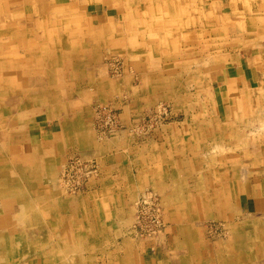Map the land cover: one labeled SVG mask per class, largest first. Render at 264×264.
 Returning <instances> with one entry per match:
<instances>
[{
    "label": "crops",
    "instance_id": "0c3cea01",
    "mask_svg": "<svg viewBox=\"0 0 264 264\" xmlns=\"http://www.w3.org/2000/svg\"><path fill=\"white\" fill-rule=\"evenodd\" d=\"M102 1L0 0V91L21 89L2 106L5 154L41 180L49 164L61 172L71 151L99 166L84 193L57 201L44 231L53 245L40 249L72 254L53 264H264V147L249 142L264 124V0ZM113 54L125 61L120 77L102 63ZM31 76L55 86L31 90ZM95 101L120 108L125 129L100 137ZM159 103L172 107L171 120L144 136L134 126ZM146 189L161 196L169 223L157 242L129 235ZM212 220L226 222L225 240L205 236L202 224Z\"/></svg>",
    "mask_w": 264,
    "mask_h": 264
},
{
    "label": "rangeland",
    "instance_id": "374dc122",
    "mask_svg": "<svg viewBox=\"0 0 264 264\" xmlns=\"http://www.w3.org/2000/svg\"><path fill=\"white\" fill-rule=\"evenodd\" d=\"M78 25H80V23ZM77 35H78V37H82V36L86 35L84 33V29H82L80 26L78 28V34ZM83 47L88 48L89 50L91 49V45L89 47L84 45ZM84 52L85 51H82L81 53H84ZM90 55H91V57H93L92 53H90ZM83 56L85 58L78 60V68H77L78 72H80V69H81V71H83L89 63V53H87V55H83ZM110 62H112L113 64ZM124 62L125 61L123 59H121V56L114 55V54L110 55L109 57L106 56L105 59L102 60L103 65H105L108 68L109 76L112 75L111 77H120L122 75L123 70H124L123 69ZM115 68H116V70H115ZM56 69H58V72L60 71V68L56 67L54 70H56ZM79 74L77 75L78 81L79 80L84 81L85 77H82ZM17 77H18L19 81H22L24 79H28L27 77H23L22 75H18ZM51 80L53 81V79H51ZM30 82H31V85H30L31 90L36 89L40 86L45 87L44 85H46V83H44V82L38 83V78L36 76H33V78L31 76ZM36 82H37V84H41V85H37ZM53 86H55V85H53L49 82V85H46L45 88L48 89L49 87L51 88ZM0 88H1V86H0ZM4 88H5V86L3 85V90L0 91V120H4L2 118V116L6 115V109L4 107H2L6 102L5 100L7 98L9 100L12 99L13 98L12 95L18 96V94H21L20 92L19 93L17 92V91H20L21 90L20 89V90L14 91L15 92L14 94H12L10 92L8 95ZM12 88L13 87H11V89ZM14 88H16V87L14 86ZM46 94H47V91H46ZM105 104L109 106V108L112 110L113 114L115 112L116 115L114 114L115 115L114 119H116V121L118 123L116 122L110 128L111 131H108L104 134H101L100 131H102V129L104 127L101 126L102 125L101 123H100L101 125L97 123L98 120H96V117H95L94 127H95V130L97 131V133L100 135V137L102 136L105 138L106 137L109 138V137H112V136L116 135L117 133H119V131L124 130L125 127H124V124L122 123V120H120L121 119L120 118V108L116 107L113 104L104 103L101 101H95V103H94L95 116H96L97 105H105ZM158 107H160V108H158ZM160 110H161V112H160ZM144 114L143 115L146 118H144L141 123L136 125L135 129H138V127H139V129L141 128V130L143 132L141 134L145 135V134L149 133L150 129L153 130L155 128L161 127V125H163L164 123L169 122L171 120L172 115H173V111H172V107L170 105H168V104H161L160 105L159 104V106H157L155 109H151V111L149 110L148 112H145ZM158 114H160V116ZM150 115L155 117L156 119L155 118L151 119ZM142 125H143V127H141ZM116 126H117V128H116ZM144 126H145V128H144ZM3 127H5V126H3ZM122 127H124V128H122ZM256 127H258V130L255 129V131H254L255 138L253 141L252 140L249 141L251 148L264 147V139L257 138L258 136H260V135H257V133H260L261 131L264 130V124H262V123L257 124V126L255 125V128ZM241 128L243 129V131H245L246 127H244V125H243V127L241 126L240 129ZM4 131H5V129L2 130V126L0 124V179H1V181H0V184H1L0 185V210H1L0 211V245L4 247L3 249L0 248V264H53L54 258L59 259V258H61V256H62L61 259L63 260V262H65L64 260H70L72 254L68 251L65 253H62V254L56 253L53 250L54 246L49 247V249L47 251L40 249V247H42V249H44V245H43L44 242L51 243L53 245V237L50 235H45L44 231H46L47 228L50 229L54 224V220L51 219V216L52 217L55 216V207L57 205L56 203H57V201H59L56 199H60L61 197L64 198V195L70 196V195H77L80 193H84L87 190V185H88L90 178L94 177L95 175H97L99 173L98 162L95 159H93V158L91 159L90 157H87L81 153L71 151L65 157L64 163L62 165L63 169L61 168V170H60L61 172H59L58 165H56V164L49 165L48 168H46V170H45L46 173H45V171H43V174L45 176V178L43 177V179L45 180L44 181V180H41V176H42L41 173L36 172V173H33L30 175L29 173H27L23 169L22 164L15 162V160L13 161L10 157H8V155L5 154V152L7 150V146H8L7 143L9 141H7L8 139L5 137ZM243 142L246 145V140H243ZM252 144H253V146H252ZM225 146L223 145V148ZM238 146H240V144ZM239 149H240V147H239ZM72 158L74 160L81 161L83 166H87L89 164L87 167H89L90 170L93 167L94 170H96L95 173L87 178L84 175H82V176L80 175L83 170H78V172L75 170L71 171L70 165L74 161ZM240 158L241 157H239V160H240ZM49 167H50V169H49ZM65 167L66 168L68 167V168L66 169ZM57 171H58V173H57ZM66 173L69 175L67 176ZM70 175H72L74 177L76 175L82 177V180L80 178H77V181H79V184L77 186H74V183H72V181L70 182V177H71ZM10 176H11V178L12 177L13 178L10 179ZM53 178H55L56 180ZM78 179H80V180H78ZM63 181H64V183H63ZM66 181L69 183L67 184ZM55 182H57L56 186H57L58 190L60 188L63 189V190L60 189L61 191L59 190L58 194L56 193V190L54 193L53 188L49 187V186L53 187ZM47 183H49V185H46ZM38 184L39 185L44 184V186L41 188H38L39 190H37L36 187L38 186ZM62 184H64V186ZM30 186H32V187H30ZM45 189H47V190L45 191ZM21 191L23 193H21ZM146 191L152 192L153 189H146L145 191H143V193H141L139 195V197H138L139 200H136V202L134 204V210H133V223H132V227H131V231L129 232V235L132 238H136L135 240H137L139 242H142V241H144V242H152V241L157 242V241H160L161 238H165L166 230L168 229V226H169V223L165 219V209L160 203L161 197L159 195H156V196H157V199L159 201V205L161 207L163 219L165 222V227L162 230L163 232H160L157 234H145V233L141 234V231L139 229L137 230V228H136L137 217L140 215V211L143 208L140 198H141L142 194L146 193ZM20 194H21V196H20ZM56 196L59 198L54 199ZM9 197H11V198H9ZM15 204H17V205H15ZM146 207L148 208V206H146ZM147 208H144V210L148 211L149 208L148 209ZM23 214H25L27 217L25 215L23 217ZM42 217H43V219H42ZM17 219H18V221H17ZM25 219H27V220H25ZM22 222H25V223H22ZM20 224H22V225H20ZM210 224H212V225H210ZM223 224L226 225V222L225 221H215V220H212L211 222L206 221L205 223L202 224V228L205 231V236L210 240H219V239L225 240L229 233L227 232L226 226H224ZM17 225H19V226H17ZM219 225H221V226H219ZM3 228H4V230H3ZM15 233H16V235H15ZM56 242H59V241H57V239H56ZM163 243L162 244L160 243L162 245L161 248H165V245ZM57 248H58V246H57ZM153 248L154 247L150 248L152 252H154ZM96 254L103 261L112 262V261H110L113 259V256L111 253H108V254L105 253V255H102V253L99 252V254L98 253H96ZM46 259H48L47 262L45 261Z\"/></svg>",
    "mask_w": 264,
    "mask_h": 264
},
{
    "label": "built area",
    "instance_id": "2783aa9c",
    "mask_svg": "<svg viewBox=\"0 0 264 264\" xmlns=\"http://www.w3.org/2000/svg\"><path fill=\"white\" fill-rule=\"evenodd\" d=\"M114 116L115 115L112 113L108 105H98L96 107V120H98L97 123H101L102 127H104L102 131H100L101 134L111 131L110 128L117 122L116 119H114ZM70 166L71 171L83 170L81 172V175H84L87 178L94 174L96 171L93 167L90 170L89 167L83 166L82 162L79 160H74ZM70 176V181L74 183V186H77L79 184V181H77L76 179L82 177L77 175L75 177L72 175ZM147 193L146 195L143 194L140 198L143 208L140 211V215L137 217L136 228L140 229L141 233L157 234L162 232L165 227V222L157 196L154 194L149 195ZM146 206H148L149 208L148 211L144 210Z\"/></svg>",
    "mask_w": 264,
    "mask_h": 264
},
{
    "label": "bare ground",
    "instance_id": "6f19581e",
    "mask_svg": "<svg viewBox=\"0 0 264 264\" xmlns=\"http://www.w3.org/2000/svg\"><path fill=\"white\" fill-rule=\"evenodd\" d=\"M15 1V0H14ZM102 1V0H101ZM30 2V1H29ZM43 2V1H42ZM103 2V1H102ZM27 3V2H26ZM25 3V4H26ZM37 3V2H36ZM103 4V3H102ZM107 4V3H106ZM28 7V6H27ZM43 7V6H42ZM23 8V7H22ZM212 8V7H211ZM246 8V7H245ZM19 10V9H18ZM23 10V9H22ZM38 10V9H37ZM27 13V12H26ZM221 14V13H220ZM261 14V13H260ZM259 14V15H260ZM257 15V14H256ZM18 17V16H17ZM23 19V18H22ZM21 19V20H22ZM224 19V18H223ZM2 20V19H1ZM6 20V19H5ZM24 22V21H23ZM26 22V21H25ZM30 22V21H29ZM29 22H28V25H29ZM32 22V21H31ZM245 25V24H244ZM27 27V26H26ZM28 27H30V26H28ZM32 27H33V25H32ZM236 27V26H235ZM119 29V28H118ZM239 29V28H238ZM19 30V29H18ZM21 30V29H20ZM24 30V29H23ZM233 30V29H232ZM110 31H112V30H110ZM241 31V30H240ZM12 32V31H11ZM20 32V31H19ZM61 32V31H60ZM28 33V32H27ZM220 33V32H219ZM254 33V32H253ZM76 35V34H75ZM117 35V34H116ZM233 35V34H232ZM239 35V34H238ZM26 37V36H25ZM28 37V36H27ZM264 37V36H263ZM262 40H264V39H262ZM181 43V42H180ZM15 44V43H14ZM262 45V44H261ZM1 46V45H0ZM84 46V45H83ZM87 46V45H86ZM195 46H197V45H195ZM263 46V45H262ZM67 48H68V46H67ZM66 49V48H65ZM226 49V48H225ZM264 49V48H263ZM75 50V49H74ZM80 51V50H79ZM142 51V50H141ZM246 51V50H245ZM109 52V51H108ZM223 52V51H222ZM264 52V51H263ZM136 54V53H135ZM250 54V53H249ZM254 54V53H253ZM225 55V54H224ZM97 56H98V54H97ZM241 56V55H240ZM2 57V56H1ZM94 58V57H93ZM44 59V58H43ZM116 59V58H115ZM112 60V59H111ZM110 60V61H111ZM120 60V59H119ZM49 61H51V60H49ZM200 61V60H199ZM199 61H197V62H199ZM168 62V61H167ZM109 63V62H108ZM110 63H112V62H110ZM200 63V62H199ZM241 63V62H240ZM113 64V63H112ZM227 64V63H226ZM50 65V64H49ZM109 65V64H108ZM117 65V64H116ZM53 66H55V65H53ZM115 66V65H114ZM213 66V65H212ZM224 66V65H223ZM215 67V66H214ZM229 67V66H228ZM240 67V66H239ZM9 69H10V67H9ZM114 69V68H113ZM241 69V68H240ZM255 69V68H254ZM3 70V69H2ZM6 70V69H5ZM50 70V69H49ZM112 70V69H111ZM115 70H116V68H115ZM122 70V69H121ZM262 71V70H261ZM117 72V71H116ZM223 72V71H222ZM37 73V72H36ZM251 73V72H250ZM35 74V73H34ZM54 74V73H53ZM120 74V73H119ZM136 74V73H135ZM48 75V74H47ZM111 75V74H110ZM117 75V74H116ZM121 75V74H120ZM210 75V74H209ZM112 76V75H111ZM110 76V77H111ZM185 76V75H184ZM33 78V77H32ZM48 78V77H47ZM90 78V77H89ZM187 78V77H186ZM185 78V79H186ZM259 78H261V77H259ZM54 79V78H53ZM179 80V79H178ZM54 81V80H53ZM41 82V81H40ZM78 82V81H77ZM221 82V81H220ZM39 83V82H38ZM79 83V82H78ZM213 83V82H212ZM36 84H37V82H36ZM76 84V83H75ZM37 85H39V84H37ZM168 85V84H167ZM214 85V84H213ZM216 85V84H215ZM221 86V85H220ZM98 88V87H97ZM127 88V87H126ZM166 88V87H165ZM187 89H188V87H187ZM215 89V88H214ZM86 90V89H85ZM99 90V89H98ZM222 90V89H221ZM219 91V90H218ZM48 92V91H47ZM230 92V91H229ZM2 93V92H1ZM220 94V93H219ZM261 97V96H260ZM87 98V97H86ZM83 99H85V98H83ZM220 99V98H219ZM261 99V98H260ZM21 102V101H20ZM19 102V103H20ZM217 102V101H216ZM242 102H244V101H242ZM102 104V103H101ZM111 104V103H110ZM160 104V103H159ZM158 104V105H159ZM50 105V104H49ZM106 105V104H105ZM98 106V105H97ZM36 107V106H35ZM161 107V106H160ZM160 107H158V108H160ZM226 107V106H225ZM57 108V107H56ZM146 108V107H145ZM164 108V107H163ZM236 108V107H235ZM61 109V108H60ZM116 109V108H115ZM162 109V108H161ZM25 110V109H24ZM55 110V109H54ZM145 110V109H144ZM19 111V110H18ZM23 111V110H22ZM112 111V110H111ZM118 111V110H117ZM210 111V110H209ZM49 112H50V110H49ZM55 112V111H54ZM160 112H161V110H160ZM211 112V111H210ZM220 112V111H219ZM14 113V112H13ZM113 113V112H112ZM154 113V112H153ZM114 114H115V112H114ZM116 115V114H115ZM145 115V114H144ZM148 115V114H147ZM154 115V114H153ZM159 116H160V114H158ZM187 115V114H186ZM245 115V114H244ZM50 116V115H49ZM151 116V115H150ZM190 116V115H189ZM8 117V116H7ZM68 117V116H67ZM96 117V116H95ZM227 117V116H226ZM9 118V117H8ZM115 118V117H114ZM143 118V117H142ZM9 120V119H8ZM16 120V119H15ZM118 120V119H117ZM159 120V119H158ZM247 120V119H246ZM245 120V121H246ZM166 121V120H165ZM222 121V120H221ZM234 121V120H233ZM38 122V121H37ZM157 122V121H156ZM230 122V121H229ZM39 123V122H38ZM55 123V122H54ZM64 123V122H63ZM118 123V122H117ZM131 124H132V122H131ZM154 124V123H153ZM243 124H245V123H243ZM9 125V124H8ZM40 125V124H39ZM67 125V124H66ZM101 125V124H100ZM141 125V124H140ZM215 125V124H214ZM228 125V124H227ZM37 126V125H36ZM51 126V125H50ZM69 126V125H68ZM102 126V125H101ZM125 126V125H124ZM149 126V125H148ZM192 126V125H191ZM257 126V125H256ZM52 127V126H51ZM126 127V126H125ZM134 127H136V126H134ZM141 127H143V125L141 126ZM232 127V126H231ZM101 128V127H100ZM116 128H117V126H116ZM122 128H124V127H122ZM139 128V127H138ZM144 128H145V126H144ZM196 128V127H195ZM229 128H230V126H229ZM33 129V128H32ZM120 130V129H119ZM134 130V129H133ZM138 130H140V129H138ZM23 131V130H22ZM29 131H30V129H29ZM264 131V130H263ZM31 133V132H30ZM89 133V132H88ZM30 135V134H29ZM108 135V134H107ZM33 136V135H32ZM48 136V135H47ZM46 136V137H47ZM145 136V135H144ZM8 137V136H7ZM99 137V136H98ZM102 137V136H101ZM230 137V136H229ZM232 137V136H231ZM107 138V137H106ZM43 139V138H42ZM45 139V138H44ZM234 139V138H233ZM31 140V139H30ZM51 140V139H50ZM33 142V141H32ZM31 142V143H32ZM44 143V142H43ZM48 143V142H47ZM65 143V142H64ZM38 144V143H37ZM46 144V143H45ZM53 144V143H52ZM80 144V143H79ZM133 144V143H132ZM64 145V144H63ZM106 144H104V146H105ZM136 145H138V144H136ZM161 145H163V144H161ZM160 145V146H161ZM169 145V144H168ZM181 145V144H180ZM18 146V145H17ZM99 146H100V144H99ZM69 148V147H68ZM75 148H77V147H75ZM75 148H73V150L75 149ZM102 148V147H101ZM78 149V148H77ZM248 149V148H247ZM14 150H16V149H14ZM71 150V149H70ZM122 150V149H121ZM141 150V149H140ZM165 150V149H164ZM189 150V149H188ZM108 151V150H107ZM96 152V151H95ZM162 152V151H161ZM248 152V151H247ZM14 153V152H13ZM73 153V152H72ZM138 153V152H137ZM75 154V153H74ZM94 154V153H93ZM84 155V154H83ZM97 155V154H96ZM190 155V154H189ZM74 156V155H73ZM80 156V155H79ZM78 156V157H79ZM194 156V155H193ZM61 157V156H60ZM63 157V156H62ZM97 157H98V155H97ZM128 157V156H127ZM130 157V156H129ZM69 158V157H68ZM91 158V157H90ZM93 158V157H92ZM99 158V157H98ZM234 158V157H233ZM73 159V158H72ZM79 159V158H78ZM94 159V158H93ZM165 159V158H164ZM243 159V158H242ZM68 160V159H67ZM74 160V159H73ZM72 160V161H73ZM227 160V159H226ZM85 161V160H84ZM127 161H128V159H127ZM169 161V160H168ZM163 162V161H162ZM170 162V161H169ZM247 162V161H246ZM123 163V162H122ZM232 164H234V163H232ZM50 165V164H49ZM89 165V164H88ZM87 165V166H88ZM95 165V164H94ZM93 165V166H94ZM126 165V164H125ZM138 165V164H137ZM96 166V165H95ZM233 166V165H232ZM62 167V166H61ZM69 167V166H68ZM67 167V168H68ZM71 167V166H70ZM86 167V166H85ZM234 167V166H233ZM66 168V167H65ZM66 168V169H67ZM141 168V167H140ZM14 169V168H13ZM49 169H50V167H49ZM63 169V168H62ZM136 169V168H135ZM134 169V170H135ZM254 170V169H253ZM16 171V170H15ZM51 171V170H50ZM140 171V170H139ZM78 172V171H77ZM179 172V171H178ZM51 173V172H50ZM57 173H58V171H57ZM56 173V174H57ZM69 173V172H68ZM127 174V173H126ZM160 174V173H159ZM51 175V174H50ZM66 175L68 176L69 174H67L66 173ZM81 175V174H80ZM132 175V174H131ZM158 175V174H157ZM209 175H210V173H209ZM5 176V175H4ZM52 176V175H51ZM64 176V175H63ZM62 176V177H63ZM82 176V175H81ZM133 176V175H132ZM136 176V175H135ZM6 177V176H5ZM54 177V176H53ZM61 177V176H60ZM149 177V176H148ZM13 178V177H12ZM11 178V176H10V179H12ZM6 179V178H5ZM53 179H55V178H53ZM81 180H82V178H80ZM80 179H78V180H80ZM91 179V178H90ZM243 179V178H242ZM256 179V178H255ZM56 180V179H55ZM77 180V179H76ZM0 181H1V179H0ZM65 181V180H64ZM64 181H63V183H64ZM90 181V180H89ZM130 181V180H129ZM248 181V180H247ZM67 182V181H66ZM71 182V181H70ZM83 182V181H82ZM202 182V181H201ZM69 182H67V184H68ZM73 183V182H72ZM1 185V184H0ZM63 186H64V184H62ZM66 185V184H65ZM231 185V184H230ZM61 186V185H60ZM185 186H186V184H185ZM130 187V186H129ZM204 187V186H203ZM21 188V187H20ZM67 188V187H66ZM10 189V188H9ZM61 189V188H60ZM202 189V188H201ZM252 189V188H251ZM61 190H63V189H61ZM75 190V189H74ZM142 190V189H141ZM71 191V190H70ZM69 191V192H70ZM145 191V190H144ZM148 191V190H147ZM147 191H146V193H147ZM221 192V191H220ZM21 193H23L22 191H21ZM143 193V192H142ZM146 193H144L145 195H146ZM134 194V193H133ZM137 194V193H136ZM147 194H149V195H159L155 190H153L152 191V193H147ZM3 195V194H2ZM143 195V194H142ZM243 195V194H242ZM20 196H21V194H20ZM125 196V195H124ZM160 196V195H159ZM244 196V195H243ZM256 196V195H255ZM84 197V196H83ZM161 197V196H160ZM9 198H11V197H9ZM31 198V197H30ZM199 198V197H198ZM248 198V197H247ZM2 199V198H1ZM4 199V198H3ZM16 199V198H15ZM137 200H139V199H137ZM59 201H60V199H59ZM74 201V200H73ZM18 202V201H17ZM76 202V201H75ZM221 202V201H220ZM245 202V201H244ZM53 203V202H52ZM70 203V202H69ZM74 203V202H73ZM160 203H161V205L163 206V202H162V198H161V201H160ZM20 204V203H19ZM59 204V203H58ZM57 204V205H58ZM200 204V203H199ZM230 204V203H229ZM15 205H17V204H15ZM36 205V204H35ZM56 205V204H55ZM91 205V204H90ZM225 205V204H224ZM23 206V205H22ZM92 206V205H91ZM228 206V205H227ZM236 206V205H235ZM213 207V206H212ZM23 208V207H22ZM42 208V207H41ZM71 208V207H70ZM145 208H147V207H145ZM236 208V207H235ZM18 209V208H17ZM148 209V208H147ZM1 211V210H0ZM65 211V210H64ZM100 211V210H99ZM226 211V210H225ZM240 211V210H239ZM243 211V210H242ZM23 212V211H22ZM60 213V212H59ZM100 213V212H99ZM248 213V212H247ZM258 213V212H257ZM40 214V213H39ZM239 214V213H238ZM24 215L25 214H23V217H24ZM138 215V214H137ZM262 215H264V214H262ZM26 216V215H25ZM37 216V215H36ZM239 215H237V217H238ZM257 216V215H256ZM27 217V216H26ZM40 217V216H39ZM233 217H235L234 216V214H233ZM248 217V216H247ZM260 217V216H259ZM262 217V216H261ZM258 218V217H257ZM20 219V218H19ZM23 219V218H22ZM42 219H43V217H42ZM70 219H71V216H70ZM214 219H217V218H214ZM236 219V218H235ZM238 219V218H237ZM240 219V218H239ZM25 220H27V219H25ZM205 220V219H204ZM17 221H18V219H17ZM41 221V220H40ZM184 221V220H183ZM20 222V221H19ZM74 222V221H73ZM211 222V221H210ZM17 223V222H16ZM21 223V222H20ZM22 223H25V222H22ZM55 223V222H54ZM103 224H104V222H103ZM20 225H22V224H20ZM31 225V224H30ZM54 225V224H53ZM210 225H212V224H210ZM224 226H226V229H227V232H228V227H227V224L225 225V224H223ZM17 226H19V225H17ZM192 226V225H191ZM209 226V225H208ZM219 226H221V225H219ZM7 228V227H6ZM24 228V227H23ZM36 228V227H35ZM52 228V227H51ZM51 228H50V230H51ZM55 228V227H54ZM170 228V227H169ZM243 228H244V226H243ZM39 229V228H38ZM65 229V228H64ZM187 229H188V227H187ZM263 229V228H262ZM3 230H4V228H3ZM41 230V229H40ZM44 230V229H43ZM47 230V229H46ZM138 230V229H137ZM140 230V229H139ZM192 230V229H191ZM198 230V229H197ZM237 230V229H236ZM239 230V229H238ZM245 230V229H244ZM28 231V230H27ZM195 231V230H194ZM218 231V230H217ZM216 231V232H217ZM221 231V230H220ZM235 231V230H234ZM30 232V231H29ZM47 232V231H46ZM138 232V231H137ZM163 232V231H162ZM165 232V231H164ZM211 232V231H210ZM20 233V232H19ZM44 233V232H43ZM192 233V232H191ZM215 233V232H214ZM224 233V232H223ZM229 233V232H228ZM261 233V232H260ZM13 234V233H12ZM60 234V233H59ZM116 234V233H115ZM142 234V233H141ZM217 234V233H216ZM220 234V233H219ZM249 234V233H248ZM252 234V233H251ZM15 235H16V233H15ZM29 235V234H28ZM31 235V234H30ZM107 235V234H106ZM213 235V234H212ZM232 235V234H231ZM115 236V235H114ZM165 236V235H164ZM188 236V235H187ZM4 237V236H3ZM108 237V236H107ZM106 237V238H107ZM232 237V236H231ZM230 237V238H231ZM194 238V237H193ZM211 238V237H210ZM234 238V237H233ZM232 238V239H233ZM16 239V238H15ZM14 239V240H15ZM23 239V238H22ZM134 239H136V238H134ZM133 239V240H134ZM182 238H180V240H181ZM247 239V238H246ZM190 240V239H189ZM195 240V239H194ZM231 241V240H230ZM233 241H235V240H233ZM75 242V241H74ZM188 242V241H187ZM190 242V241H189ZM253 242V241H252ZM17 243V242H16ZM254 243V242H253ZM256 244V243H255ZM254 244V245H255ZM74 245H76V244H74ZM251 245V244H250ZM253 245V244H252ZM5 246V245H4ZM48 246V245H47ZM187 246V245H186ZM191 246V245H190ZM67 247V246H66ZM188 247V246H187ZM0 248L1 249H3L4 247L3 246H1L0 245ZM26 248V247H25ZM152 248V247H151ZM256 248V247H255ZM9 249V248H8ZM68 249V248H67ZM75 249V248H74ZM185 250V249H184ZM77 251V250H76ZM169 251V250H168ZM188 251V250H187ZM213 251V250H212ZM193 252V251H192ZM191 252V253H192ZM227 251H225V253H226ZM257 252V251H256ZM251 253V252H250ZM43 254V253H42ZM227 254H228V252H227ZM243 254V253H242ZM256 254V253H255ZM226 255V254H225ZM61 256V255H60ZM160 256V255H159ZM213 256V255H212ZM9 257V256H8ZM182 257V256H181ZM259 257V256H258ZM61 258H62V256H61ZM245 258V257H244ZM248 258V257H247ZM258 259V258H257ZM36 260V259H35ZM160 260V259H159ZM185 260V259H184ZM225 261V260H224ZM4 262V261H3ZM60 262V261H59ZM157 263V262H156ZM161 263V262H160ZM183 263H184V261H183ZM179 264V263H178Z\"/></svg>",
    "mask_w": 264,
    "mask_h": 264
}]
</instances>
